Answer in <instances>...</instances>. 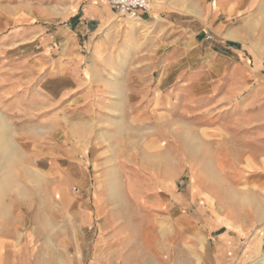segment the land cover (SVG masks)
<instances>
[{
	"label": "crops",
	"instance_id": "crops-1",
	"mask_svg": "<svg viewBox=\"0 0 264 264\" xmlns=\"http://www.w3.org/2000/svg\"><path fill=\"white\" fill-rule=\"evenodd\" d=\"M151 2V9L134 20L138 21L137 25L129 24L130 30L135 29L137 37L144 29H156L158 38L169 33L184 36L181 22L169 20L188 14L178 0ZM254 2L213 0L195 15L202 21L213 22L216 32L222 33L225 27L220 18L225 21L236 18L242 7ZM53 8L57 19L74 24L98 22L105 26L114 16L122 17L106 5L105 0H57ZM121 26L116 28L123 29ZM229 32L237 39L232 29L227 30L225 36ZM58 34L53 66L65 77L61 84L69 90L68 95L75 105L94 102L102 89L92 90L86 79L85 58L79 50L78 36L68 27L60 29ZM47 40L45 44L50 42ZM129 53L136 54L135 51ZM193 74L199 76L200 72ZM203 87L208 88L206 84ZM193 98L176 94L153 95L146 99L148 113L145 114L154 125L150 142L155 149L150 158L141 159L127 151L125 163L119 155L123 142H118L116 132L100 127V122L94 126V121L102 120L106 114L74 113V120H83V149L96 151L100 156L91 159L87 155L83 161L100 169L124 165L131 167L133 173L99 174L92 188H89V178L83 176L81 184L86 190L81 195L71 192L68 178L59 175L40 183L20 180L18 187L0 185V264L259 262L264 256V164L254 167L245 159L237 167L242 175L236 181L232 155L235 133L220 127L198 129L196 136L201 149L196 150L201 151L200 157L194 162L187 159V147L181 140L183 133L176 136L171 121L185 118L191 110H198L202 116L212 115L223 102L213 101L210 96ZM130 100L134 106L128 124L137 125L139 99L132 95ZM159 126H163L162 129ZM95 134L97 138L93 137ZM126 142L131 144L132 139ZM207 146H212L211 151L225 153L219 155L217 165L213 157L205 159L203 152L208 151ZM107 151H113L109 158H106ZM204 166L226 167L231 175H216L212 169H205L204 175L199 172L184 178L187 167ZM252 171L259 174L246 175ZM2 183L6 182L0 181Z\"/></svg>",
	"mask_w": 264,
	"mask_h": 264
},
{
	"label": "rangeland",
	"instance_id": "rangeland-1",
	"mask_svg": "<svg viewBox=\"0 0 264 264\" xmlns=\"http://www.w3.org/2000/svg\"><path fill=\"white\" fill-rule=\"evenodd\" d=\"M56 1L0 0V181L6 182L1 187H18L17 182L24 179L40 183L59 175L68 178L71 192L81 195L86 190L81 184L83 176L89 178L92 188L99 174H132L133 169L124 165L100 169L84 162L87 155L91 159L100 156L83 149V120L73 116L77 111L106 114L94 121V126L100 122V127L116 132L118 142H123L119 152L122 162L127 151L138 159L150 158L155 149L150 142L154 125L145 114L148 105L144 102L153 95L210 96L213 101H223L212 115L191 110L185 118L171 121L176 136L183 133L187 159L194 162L200 157L201 151L196 150L201 149L198 129L220 127L235 133L232 155L236 181L242 175L237 167L245 159L254 167L264 164V0L242 7L236 18H220L225 32L232 29L237 39L233 32L226 36L225 32L217 33L213 22L195 15L213 0H178L188 14L169 20L181 22L184 36L169 33L162 38L156 36V29H144L137 37L129 24L136 26L138 21L119 16L105 26L59 20L53 8ZM105 4L109 6L107 0ZM118 25L123 29L116 28ZM65 27L78 36L91 89H102L87 105L72 102L69 90L61 84L65 77L53 66L58 31ZM46 39L50 42L45 44ZM195 71L200 75L194 76ZM205 84L208 88L203 87ZM132 95L139 99L137 125L128 124L134 106L130 103ZM128 138L131 144L126 142ZM207 150L203 152L205 159L213 157L216 165L219 155H225L211 151L212 146ZM106 154L109 158L113 151ZM205 169H212L216 175H231L226 167H187L184 178L199 172L204 175ZM253 172L246 175L259 174Z\"/></svg>",
	"mask_w": 264,
	"mask_h": 264
},
{
	"label": "built area",
	"instance_id": "built-area-1",
	"mask_svg": "<svg viewBox=\"0 0 264 264\" xmlns=\"http://www.w3.org/2000/svg\"><path fill=\"white\" fill-rule=\"evenodd\" d=\"M116 12L130 20H136L141 13H146L151 9L150 0H107Z\"/></svg>",
	"mask_w": 264,
	"mask_h": 264
},
{
	"label": "bare ground",
	"instance_id": "bare-ground-1",
	"mask_svg": "<svg viewBox=\"0 0 264 264\" xmlns=\"http://www.w3.org/2000/svg\"><path fill=\"white\" fill-rule=\"evenodd\" d=\"M229 37L230 38H233V36H229ZM123 65H125V63H123ZM120 76H121L120 73L119 72H116L115 77L116 78H119ZM259 263L264 264V257L259 260Z\"/></svg>",
	"mask_w": 264,
	"mask_h": 264
}]
</instances>
